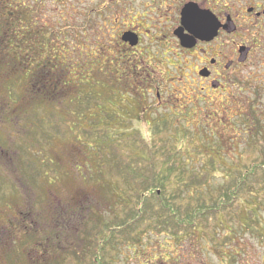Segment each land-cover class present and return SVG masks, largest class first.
<instances>
[{
  "label": "rangeland",
  "instance_id": "374dc122",
  "mask_svg": "<svg viewBox=\"0 0 264 264\" xmlns=\"http://www.w3.org/2000/svg\"><path fill=\"white\" fill-rule=\"evenodd\" d=\"M0 1L5 2L0 4V63L5 71L16 73L12 84L6 81L8 72L4 78L0 75V264H92L97 252L90 242L101 228L121 223L129 208L117 205V192L127 187L117 179V169L108 157L135 158L150 143L156 148L163 145L164 159L173 151L177 155L171 160L175 179L168 183L165 194L169 200L176 192V209L182 217L199 207H214L221 194L234 188L235 176H227L224 168L232 172L264 162V150L257 140L248 141L247 147L242 142V132L257 131L256 122L242 120L251 105L264 123V56L238 68L237 80L227 84L223 94H209L205 101L193 82V70L200 66L198 61L203 62L200 54L180 48L174 38L151 41L142 37L136 49L123 47L114 22L117 0H74L72 40L66 39L69 25L59 23L56 50L51 47L46 52H39L34 27L29 33L24 31L18 3L26 0ZM83 15L92 19L85 20ZM100 17H108V23L87 25L86 21ZM54 61L57 69L51 71ZM41 64L49 67L52 84H68L60 87L55 99L47 93L31 95L35 81L36 87L44 84ZM82 77L89 85L100 83L95 91L102 99L117 90L131 94L128 98L135 101V107L122 117L127 120L125 140L139 133L150 143L117 145V141L95 136L96 127L87 118L92 110L96 112L95 102H82L89 92L80 83ZM136 81L140 84L134 87ZM76 94L81 100H76ZM110 106L116 122L111 120V128H102L115 132L122 128L117 113L124 114L117 112L115 103ZM18 108L24 112L15 119L10 115ZM159 120L168 124L152 138L151 130ZM23 126L29 129L25 131ZM198 126L220 138L223 155L214 164L207 158L204 134L200 141L192 137L198 134ZM176 129L187 130L184 140L175 135ZM136 165L147 167L141 162ZM181 170L184 175L178 177ZM259 176L261 180L263 175L257 169L250 177ZM178 178L187 186L179 188ZM247 182L251 187L238 193V204L223 207L219 214L196 216L198 225L188 234L178 233L174 240L170 232L151 230L141 235L139 244L116 236L103 250V264H264V231L257 227V219L264 223V193L251 195L264 188L255 185L257 180ZM85 226L83 259L75 260L73 249L69 255L59 254V249L71 248V233ZM40 231L50 242L39 243ZM139 245H147V250L143 252Z\"/></svg>",
  "mask_w": 264,
  "mask_h": 264
},
{
  "label": "trees",
  "instance_id": "16d2710c",
  "mask_svg": "<svg viewBox=\"0 0 264 264\" xmlns=\"http://www.w3.org/2000/svg\"><path fill=\"white\" fill-rule=\"evenodd\" d=\"M41 71L43 72V74L42 72H40L39 75L42 74L40 75V77L45 85L40 84L39 87H36L35 85L37 84L38 81H35L32 84V87L30 89L32 93L31 95H34V96L39 95V94L45 95L44 93H47L49 94L50 99H55L56 95L61 90L60 87H66L68 84L66 82L61 83L59 81L54 82V84H52L51 76H49V74L51 73L49 70V67H47L46 70L42 69ZM7 72L8 71H5L0 63V75H2L4 78V75ZM15 75L16 73L14 72L12 74L8 72V77L6 81L9 80V83L12 84L11 81L14 79ZM129 79L130 78L128 77L125 80L127 81ZM5 83L8 88V82H5ZM80 83L84 87L87 86L88 91H89L84 94V98H82L83 99L82 102H85V103L88 102V105L92 104L91 103L92 101L93 103L95 102L93 107H96V112L92 110V113L91 115H89V117H87L88 114L84 115L85 117L90 119V121H93V126L96 127V130L92 133L95 134V136H99L101 138H107L111 143L113 141H117V145L125 142L126 145L134 147L136 145V142L138 143L145 142L146 144L150 143L146 140L144 141V139H142V137L138 135L139 133L132 136L133 137L132 140H129V141L125 140V138H128V137L126 136L127 133L126 131H124L125 129L123 128V126H125L124 124L127 123V120L122 117L127 116L129 113V109L131 108L133 109L135 107V103H134L135 101L128 98L129 96H131V94H129L128 96L126 92L117 90V92H114L112 94H107L106 99H102L101 98L102 95L97 94L98 92L95 91V90H98L97 88H95V86L100 84L99 82L96 81L89 85L82 77ZM138 83L140 84L139 81H136L133 84V86L134 87L135 85L138 86ZM76 95L78 96L76 97V100H81V98H79L80 96L78 94ZM34 99L35 97H33V100ZM82 102H80L81 103L80 105L83 104ZM114 103L117 105V112L124 114V115H119L117 113V122L118 121L120 122L122 128L115 132L111 130L108 131V129L105 130L102 128V126H106V128L108 127L111 128L112 127L110 123L111 120L116 122V119L114 117L116 115L115 110L113 109L109 110L108 108L109 105H111L110 107L113 108ZM14 112L15 113H12L11 115H10V112H8V114L14 117L15 119H17L18 117L21 116V112H24V111L21 108H18L17 111H14ZM82 114L83 113H80L79 116ZM242 117H243L242 120L244 119L246 122L247 121H249V123L256 122V126L255 127L253 126V127L257 129L255 133L251 132L250 134H247V135L245 132H242L243 134L242 142L246 146V143L248 141L249 142L253 141L254 143L255 140H257L258 145H260L259 148L264 150V135L261 134V131L262 130L264 131V123L261 120L258 112L254 111V108H252V105H251V107H249L248 112L245 113ZM104 119L106 120L109 119V120L107 122L106 121L104 122L103 121ZM167 120L163 122L159 120L158 123L155 124V126L151 130L152 138L154 135H158L159 133H161L162 130H164L163 128L166 127V125L168 124ZM129 124L130 123L128 122V125ZM23 128H25V131L29 129V127L27 126H23ZM183 129H187V128L183 127ZM197 129L199 130L198 134L196 135L194 134V136L192 137L195 138L196 136L198 141H200V139H202L203 137L202 134H204V139H205L204 141L206 142V149H207L206 152L208 154L207 158H210L211 164L218 162L216 157L219 154L221 156L223 155V153H221L219 136L214 134L213 131L210 132L208 130L207 132L204 126H198ZM111 132H113L114 134ZM186 132L187 130H177L176 129L174 133L176 136L183 137L182 139L184 140ZM135 137H137V139ZM149 140H150V137H149ZM140 149L137 151V154H134L137 156L135 158L130 157V156L127 157L125 160L118 159V156H117V160L113 157L107 158L110 160L109 161L110 163H113L114 168L117 169V179L118 178L121 179L123 184L126 185L127 187L125 191L117 192V205L120 209L127 208L126 205H128L129 208L124 210L125 218L123 219L121 223H117V226H115L114 228H111V225H107L105 228H101L100 232L97 233L98 235L94 237V241H93L94 243L92 241L90 242V244L92 243L93 247H95L96 252H97V254H95V257H93V260L91 262L92 264H103V261L101 260L103 259L102 257L103 250L106 247H108V245L111 242H113L116 236L117 237L123 236L125 238L127 237L129 241L139 244L141 242L140 240L141 235L143 234L148 235L147 230H151L152 232H155V231L167 232V233L170 232L168 234H170L174 240V237L176 238L179 236L178 233H182L180 235L188 234L189 232L192 231V229L195 226L198 225L195 220L197 219L196 216L201 217L202 215H206L209 212L219 214L223 207L227 208L229 206L234 205L236 202L238 204V200H237L238 193L245 191L247 188L251 187V185H249L247 182L248 179L257 180L255 185L256 186L262 185L264 188V162H262L260 165H257V166L255 164H252L254 165L253 167H251L252 165L249 166L251 167V169L250 168L244 169L242 167H239V168L234 169L232 172L229 169V167H226L224 168L225 174H227V176L228 175L233 176V177L235 176L234 188L233 187L232 189L229 188L227 190L228 193L221 194L218 197V199H216L214 207L213 206L212 207H208V206L199 207V208H196L194 211H192L190 214L189 212L185 213V216L182 217L179 209H176L177 208L176 200L178 199L176 192L171 194L170 197L168 196L169 200H167L166 194H165V192L167 191L168 183H170L171 180L175 179L174 174H175L176 167L171 162V160L173 158L176 159L177 155H175L173 151L168 152V159H164L162 157V154L165 153V149L163 145L156 148L155 145L152 146L151 143H150V146H148L147 144L146 148L143 147V149L141 150ZM159 153H161L160 154L161 162L159 164V167H157L156 164H157V161L159 160V157H158ZM222 158L224 159L225 157H222ZM139 162L147 164V167L145 168V170L143 167L136 165V163L138 164ZM135 166L139 170H137ZM253 168L255 170H253ZM257 169L263 175L261 179L262 181L260 180V176L258 178L250 177V176L255 175ZM180 173L178 177H183L184 170H181ZM214 174L215 173H212L211 176H214ZM204 180H208V178H205ZM138 181L141 182L140 185H138ZM177 181H178L177 183L179 184V188H183L187 186V184L185 185L183 179L178 178ZM132 183H135V185H133ZM257 193L258 194L264 193V191L261 190L251 195H256ZM152 200H153V203H151ZM154 200L157 201L156 205L154 203ZM257 220H258L257 227H259V232L262 233L264 231V223L260 224L259 219ZM57 224L59 223L57 222ZM142 225H143V229L140 228V226ZM86 229L87 228L85 226L79 229L78 231H75V234L71 233L70 235V240L72 242L71 248H61L58 250L59 254L61 251L63 252L64 255L65 254L69 255V253L73 249L75 260L79 261V259L81 258L83 259V257L85 256V249H84L85 243H83V236H85L86 234ZM106 229H107V233L105 231ZM41 231L39 234L42 237H40L38 234H35L36 236L38 235V237L40 238L39 243L41 244L42 242H50L46 237L42 235ZM103 235H106L107 237L106 236L103 237ZM29 236H31V233H29ZM139 246L143 252L147 250L146 249L147 245L146 247L143 245H139ZM136 250H134L133 253L134 252L136 253L137 252Z\"/></svg>",
  "mask_w": 264,
  "mask_h": 264
},
{
  "label": "flooded vegetation",
  "instance_id": "af4514ba",
  "mask_svg": "<svg viewBox=\"0 0 264 264\" xmlns=\"http://www.w3.org/2000/svg\"><path fill=\"white\" fill-rule=\"evenodd\" d=\"M3 3L0 1L1 5ZM18 6L24 31L29 33L31 27L35 28L34 36L41 46L39 52H46L51 47L56 50L59 23L69 25L66 39L72 40L74 0H26ZM116 15L117 34L121 45L127 49H136L142 37L151 41L174 38L180 48L200 54L203 62L198 61L200 66L194 68L193 82L205 101L209 94H223L227 84L237 80L238 68L264 56V0H117ZM83 16L85 20L92 19ZM108 20V17H100L86 23L104 24ZM192 24H203L210 30L214 28L216 36L197 38ZM143 25L147 27L143 28ZM126 35L134 36L137 45L131 47L125 42ZM183 37L190 38L194 44L190 48L182 47L180 40ZM28 49L32 51V48ZM241 50H246L243 62H240ZM47 67L39 65V68ZM56 69L54 61L50 70Z\"/></svg>",
  "mask_w": 264,
  "mask_h": 264
},
{
  "label": "water",
  "instance_id": "95a60500",
  "mask_svg": "<svg viewBox=\"0 0 264 264\" xmlns=\"http://www.w3.org/2000/svg\"><path fill=\"white\" fill-rule=\"evenodd\" d=\"M194 34L197 36V38L203 39L205 36L208 35L209 38H213L216 36V31L215 29L208 28L207 26L203 24L195 25L192 24L190 25ZM123 40L127 42L131 47H134L137 45V40L134 36L126 35ZM194 43L191 41L190 38L183 37L180 40V45L184 48H190ZM246 56V50H241V57H240V62H243L245 60Z\"/></svg>",
  "mask_w": 264,
  "mask_h": 264
}]
</instances>
